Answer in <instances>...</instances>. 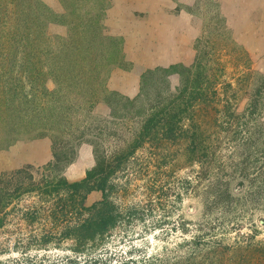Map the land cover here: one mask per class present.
<instances>
[{
  "label": "rangeland",
  "instance_id": "obj_1",
  "mask_svg": "<svg viewBox=\"0 0 264 264\" xmlns=\"http://www.w3.org/2000/svg\"><path fill=\"white\" fill-rule=\"evenodd\" d=\"M106 5L0 0V151L47 140L52 155L46 165L0 176V264H91L88 253L79 255L71 240L60 239L64 224L50 216L61 208L57 197L41 196L35 186L58 175L80 181L96 153L115 161L148 111L178 94V74L142 73L132 98L108 87L112 71L130 64L121 41L104 27ZM235 9L224 15L219 0L187 7L201 30L190 62L177 64L200 66L216 79L215 105L194 115L206 157L189 162L183 139L148 140L123 161L108 181L109 200L123 218L104 242L102 253L116 255L106 264L123 258L144 264H256L258 258L264 264V187L250 182L263 146L264 0H244ZM92 69L98 80L86 86L89 74L82 72ZM124 99L135 106L126 109ZM54 154L62 158L56 169L49 167ZM101 200L94 191L84 205ZM49 233L55 237L40 244Z\"/></svg>",
  "mask_w": 264,
  "mask_h": 264
},
{
  "label": "trees",
  "instance_id": "obj_2",
  "mask_svg": "<svg viewBox=\"0 0 264 264\" xmlns=\"http://www.w3.org/2000/svg\"><path fill=\"white\" fill-rule=\"evenodd\" d=\"M95 30L97 31V28ZM193 66L189 68L181 64H176L166 69L156 68L146 72L148 76L157 73L164 74L165 76L178 74L181 78V86L177 90L178 94L173 95L170 103L163 102V105L158 103L148 111L141 122L140 132L126 153L114 157L115 161L105 160L104 157L96 153L95 166L87 170L85 177L80 181L69 183L64 177L58 175L50 181L35 186L34 190L39 191L41 196L57 197L58 202L55 204L56 206L61 204V208H58L57 211L53 209L50 216H52L55 224H64L62 231L59 233V237L63 240H71L75 253L83 256L88 253L85 261H89L91 264H95L96 262L106 264L112 257H116L114 252L102 253L104 251L102 249L104 248V242L110 236L111 231L118 225L121 218H123L122 213L109 200V192L112 187L108 185V181L116 169L136 149L142 147L148 140L166 142L173 145L183 139L186 142V150L189 151V162H201L206 157V142L202 138L204 135L202 134L203 130H200L202 123L197 122L194 115L197 111L204 110L201 106L208 107L215 105L213 102L215 98L213 94L215 93L212 91L216 79H210L207 74L205 75L204 68L200 69V66L193 68ZM192 68L195 69L194 73L192 72ZM82 74H89V77L84 79L86 80V86H92L98 80L97 77H99L94 69L83 71ZM146 74L142 76V79ZM187 91H189L188 98H185L184 94ZM115 95L120 99L121 96L116 93L109 94V97H114ZM106 100L109 102L108 97H106ZM124 100L126 101V109L131 110L130 107L135 106V100ZM253 106L255 108L256 104ZM186 121H188L187 125L185 124ZM262 144V150L260 151L259 149L255 152L256 158L254 157L252 163V168L255 173L251 176L250 180V182L259 188L264 187V132ZM61 161V156L54 154V162L50 163L49 167L56 169ZM245 178H247V175ZM94 191H100L102 193V200L90 207H86L84 205L86 197ZM62 194L65 195L64 199H62ZM263 226L264 221L261 227ZM54 237L55 235L53 233L44 235L40 244H48ZM253 260L256 264L259 261L258 258ZM143 262L145 261H133L132 259L123 258L115 264H144Z\"/></svg>",
  "mask_w": 264,
  "mask_h": 264
},
{
  "label": "crops",
  "instance_id": "obj_3",
  "mask_svg": "<svg viewBox=\"0 0 264 264\" xmlns=\"http://www.w3.org/2000/svg\"><path fill=\"white\" fill-rule=\"evenodd\" d=\"M244 0H219L220 11L228 16ZM196 0H106L104 27L122 43L129 70L112 71L108 87L134 97L142 73L158 67L187 65L194 53L193 42L200 34V21L186 10ZM47 140L17 143L0 151V176L26 165L42 166L52 160Z\"/></svg>",
  "mask_w": 264,
  "mask_h": 264
}]
</instances>
